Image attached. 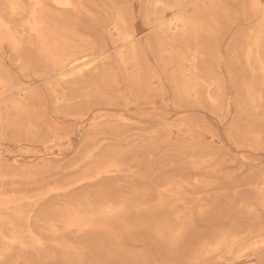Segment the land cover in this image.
I'll use <instances>...</instances> for the list:
<instances>
[{"label":"rangeland","instance_id":"374dc122","mask_svg":"<svg viewBox=\"0 0 264 264\" xmlns=\"http://www.w3.org/2000/svg\"><path fill=\"white\" fill-rule=\"evenodd\" d=\"M200 9L173 44L165 0H1L0 264H264V0Z\"/></svg>","mask_w":264,"mask_h":264},{"label":"bare ground","instance_id":"6f19581e","mask_svg":"<svg viewBox=\"0 0 264 264\" xmlns=\"http://www.w3.org/2000/svg\"><path fill=\"white\" fill-rule=\"evenodd\" d=\"M67 1H69V0H67ZM156 1V0H155ZM161 0H157V2H160ZM166 2H167V5L169 6V8L171 9V12L170 13H174L175 11H177L178 12V15H176V17L174 18V20H171V19H169L168 17H167V14H165V13H163L161 16H159V17H157L154 21H153V28H155V31H154V33H155V36L157 37V39L158 40H160V41H162V40H165V41H167V43H173V44H176V43H180L181 41L182 42H185L187 39H188V37H189V33L190 32H192V29H193V27H194V23H195V17L197 16V15H200L201 13H202V9H200V8H210L211 6H213L215 3H216V1L217 0H212L211 1V4H205V1L204 0H202V2H201V0H165ZM210 1V0H209ZM33 2V1H32ZM43 2H44V0H43ZM163 2V1H162ZM202 4H201V3ZM254 2H255V0H254ZM257 2V1H256ZM58 3V2H57ZM60 3V2H59ZM79 3V2H78ZM77 3V4H78ZM155 3V2H154ZM204 3V4H203ZM258 3V2H257ZM259 3H260V1H259ZM35 4V3H34ZM38 4V3H37ZM61 4V3H60ZM220 4V3H219ZM261 4V3H260ZM42 5V4H41ZM44 5V4H43ZM63 5V4H62ZM65 5V4H64ZM66 5H71V3H67L66 2ZM76 5V4H75ZM163 5V4H162ZM164 5H165V3H164ZM163 5V6H164ZM0 6H1V0H0ZM45 6V5H44ZM123 6V5H122ZM153 6V5H152ZM217 6V5H216ZM17 7V6H16ZM259 7V6H258ZM38 8H39V6H38ZM44 8V7H43ZM49 8V7H48ZM17 9H19V8H17ZM42 9V8H41ZM45 9V8H44ZM43 9V10H44ZM74 9V8H73ZM75 9L77 10L78 8H76L75 7ZM259 9V8H258ZM262 9V8H261ZM29 10V9H28ZM47 10V9H46ZM53 10V9H52ZM52 10H50V11H52ZM189 10H191L190 11V13H186V12H188ZM30 11H32V10H30ZM33 11H35L34 9H33ZM49 11V12H50ZM56 11H58V10H56ZM204 11V10H203ZM211 11V10H210ZM209 11V12H210ZM39 12V11H38ZM168 12V11H167ZM256 12H258V11H256ZM13 13V12H12ZM28 13V12H27ZM32 13V12H31ZM56 13H58V12H56ZM56 13H55V15H56ZM260 13V12H259ZM259 13H258V15H259ZM262 13V12H261ZM16 14V13H15ZM38 14V13H37ZM41 14H42V12H41ZM45 14V11H44V13H43V15ZM49 14V13H48ZM254 14V13H253ZM204 15V14H203ZM212 15H213V13H212ZM262 15V14H261ZM20 16V15H19ZM29 16V15H28ZM35 16V15H34ZM36 16H38V15H36ZM35 16V17H36ZM46 16V15H45ZM44 16V17H45ZM53 16V15H52ZM60 16H62V15H60ZM207 16V15H206ZM41 17H43V16H41ZM214 17H215V15H214ZM256 17V16H255ZM1 15H0V22L2 21L1 20ZM20 18V17H19ZM34 18V17H33ZM46 18L47 17H45V20H46ZM121 18V17H120ZM199 18H200V16H199ZM254 18V17H253ZM260 18V17H259ZM13 19V18H12ZM67 19H68V17H67ZM173 19V18H172ZM25 20V19H24ZM23 20V21H24ZM35 20H36V18H35ZM201 20H203L202 18H201ZM200 20V21H201ZM205 20V19H204ZM214 20V19H213ZM27 21V20H26ZM41 21V20H40ZM53 21V20H52ZM65 21H67V20H65ZM71 21V20H70ZM30 22H32V21H30ZM39 22V21H38ZM49 22V21H48ZM72 22V21H71ZM130 22V21H129ZM53 23V22H52ZM56 23V22H55ZM115 23V22H114ZM113 23V24H114ZM205 23H207V22H205ZM263 23V22H262ZM4 24V23H3ZM25 24V23H24ZM48 24V23H47ZM45 25V24H44ZM57 25V24H56ZM65 25V24H64ZM261 25V24H260ZM5 26V25H4ZM28 26V25H27ZM33 25H31V27H32ZM36 26V25H35ZM37 26H38V24H37ZM46 26V25H45ZM45 26H43V27H45ZM52 26H54V25H52ZM144 26V25H143ZM212 26V25H211ZM211 26H209V27H211ZM263 26V24L261 25V27ZM34 27V26H33ZM62 27V26H61ZM70 27V26H69ZM196 27H197V24H196ZM260 26H259V28H261ZM34 28H36L37 29V27H34ZM49 28V27H48ZM47 28V30H43L42 29V27H41V29L42 30H40V33H41V36H40V38H41V42H43V44H44V46H45V54H46V56L49 58V59H51V62H53V66H54V68H55V70L56 71H58V73L60 74V75H71V74H77V75H80L81 76V73L83 72V70H84V66L83 65H86L85 67H87L88 65H89V61H87V60H85V57H86V55L84 54V53H82V52H74V51H72V48H69V46L67 45V42H66V40H65V38L60 34V33H54V34H49L50 32V30ZM198 28V27H197ZM33 29V28H32ZM52 29V28H51ZM54 29V28H53ZM58 30V29H57ZM56 30V31H57ZM153 30V29H152ZM52 31V30H51ZM58 31H60V30H58ZM209 31V30H208ZM214 31V30H213ZM263 31V30H262ZM14 32V31H13ZM34 32V31H33ZM37 32V31H36ZM61 32H62V30H61ZM117 32V31H116ZM115 32V33H116ZM207 32V31H206ZM40 33H38V34H40ZM53 33V32H52ZM118 33V32H117ZM136 33V32H135ZM220 32H218V34H219ZM73 34V33H72ZM196 34V33H195ZM202 34V33H201ZM232 34V33H231ZM249 34V33H248ZM16 35V34H15ZM75 35V34H74ZM73 35V36H74ZM234 35V34H233ZM72 37V36H71ZM209 37H211V36H209ZM237 37V36H236ZM257 37V36H256ZM75 38H76V36H75ZM128 38V37H127ZM212 38V37H211ZM242 38V37H241ZM15 39V38H14ZM70 39V38H69ZM146 39V38H145ZM213 39V38H212ZM251 39V38H250ZM72 40V39H71ZM188 40H190V39H188ZM68 41V40H67ZM74 40H72V42H73ZM192 41V40H191ZM190 41V42H191ZM246 41V40H245ZM260 41V40H259ZM258 41V42H259ZM193 42V41H192ZM196 42V41H195ZM247 42V41H246ZM117 43H118V41H117ZM133 43H134V41H133ZM248 43V42H247ZM246 43V44H247ZM68 44H70V43H68ZM71 45V44H70ZM72 45H73V43H72ZM123 45V44H122ZM179 45V44H178ZM185 45H186V43H185ZM230 45V44H229ZM251 45V44H250ZM87 46V45H86ZM89 46V45H88ZM176 46V45H175ZM211 46V45H210ZM247 46V45H246ZM74 47V46H73ZM93 47V46H92ZM173 47V46H172ZM187 47H189L188 45H187ZM186 47V48H187ZM199 47V46H198ZM249 47V46H248ZM90 48V47H89ZM136 47L134 46V45H132V43H131V45L130 46H128L127 47V50H126V58L127 57H130V56H132V55H134L135 54V52H136V49H135ZM161 48V47H160ZM185 48V47H184ZM246 48V47H245ZM17 49V48H16ZM103 49V48H102ZM190 49H191V47H190ZM189 49V50H190ZM196 49V48H195ZM230 49H231V47H230ZM249 49V48H248ZM172 50V49H171ZM217 50V49H216ZM247 50V49H246ZM161 51H162V49H161ZM194 51H197V50H194ZM194 51H193V53H194ZM101 52V51H100ZM144 52V51H143ZM187 52V51H186ZM198 52V51H197ZM205 52V51H204ZM189 53H190V51H189ZM208 53V52H207ZM206 52H205V55L207 54ZM244 53V52H243ZM254 53V52H253ZM167 54V53H166ZM169 54H171V53H169ZM185 54V53H184ZM194 54H196V53H194ZM203 54V53H202ZM201 54V55H202ZM246 54V53H245ZM249 54H250V52H249ZM92 55V54H91ZM124 55V54H123ZM137 55V54H136ZM135 55V56H136ZM162 55H164V53L162 54ZM196 56V55H195ZM256 56V55H255ZM156 57H157V55H156ZM163 57V56H162ZM171 57H173V56H171ZM159 58V57H158ZM188 58H191V57H188ZM196 58V57H195ZM135 59V58H134ZM174 59H176V58H174ZM96 60V59H95ZM248 60V59H247ZM127 61V60H126ZM170 61V60H169ZM175 61H177V60H175ZM194 61V60H193ZM192 61V62H193ZM137 62V61H136ZM168 62V61H167ZM178 62V61H177ZM191 62V63H192ZM204 62V61H203ZM249 62V61H248ZM255 62V61H254ZM96 63V62H95ZM172 63V62H171ZM195 63V62H194ZM193 63V64H194ZM102 64V63H101ZM129 64V63H128ZM178 64V63H177ZM253 64V63H252ZM130 65V64H129ZM134 65H135V63H134ZM187 65H188V63H187ZM189 65H191V64H189ZM195 65V64H194ZM193 65V66H194ZM167 66V65H166ZM175 68H176V66H174ZM178 67V66H177ZM184 67V66H183ZM194 68V67H193ZM136 69V68H135ZM183 69V68H182ZM196 69V68H195ZM86 70V69H85ZM125 71V70H124ZM135 71H138V72H140V70L138 69V70H135ZM155 71V70H154ZM194 71V70H193ZM197 71V70H196ZM137 72V73H138ZM184 72V71H183ZM146 73H148V72H146ZM153 73V72H152ZM174 73V72H173ZM201 73V72H200ZM136 74V73H135ZM140 74H141V72H140ZM158 75H160V74H158ZM184 75V74H183ZM137 76V75H136ZM188 76H190V75H188ZM155 77V76H154ZM182 77V76H181ZM128 78H129V76H128ZM136 78H141V77H136ZM146 78V77H145ZM153 78V77H152ZM157 78V77H156ZM174 78V77H173ZM86 79V78H85ZM185 80H187L188 82L191 80V78H187L186 79V77L184 78ZM196 79V78H195ZM127 80V79H126ZM193 80V79H192ZM197 80V79H196ZM201 80V79H200ZM211 80V79H210ZM252 80V79H251ZM104 81V80H103ZM142 81V80H141ZM157 81V80H156ZM173 81V80H172ZM174 81H175V78H174ZM205 81V80H204ZM143 82V81H142ZM142 82H141V84H142ZM161 82V81H160ZM181 82V81H180ZM184 82H186V81H183V83ZM187 82V83H188ZM249 82H252V81H249ZM84 83V82H83ZM145 83V82H144ZM147 83V82H146ZM145 83V86L148 84H146ZM189 83H194L193 81L192 82H189ZM198 83V82H197ZM196 83V84H197ZM104 84V83H103ZM199 84V83H198ZM205 84V83H204ZM80 86H81V84H79ZM86 85V84H85ZM84 85V86H85ZM97 85H98V83H97ZM152 85H154V84H152ZM174 85H176V83L174 84ZM187 85V84H186ZM194 85V84H193ZM206 85V84H205ZM248 85V84H247ZM137 86H138V84H137ZM185 86V85H184ZM188 87L190 86V85H187ZM83 87V86H82ZM157 87V86H156ZM155 87V88H156ZM161 87V86H160ZM159 87V88H160ZM175 87V86H174ZM193 87V86H192ZM163 89H165V86H163L162 87ZM200 88H201V86H200ZM202 88H204V87H202ZM209 88V87H208ZM250 88H252V87H250ZM139 89V88H138ZM141 89V88H140ZM178 89V88H177ZM212 89V88H211ZM220 89V88H219ZM218 89V90H219ZM176 90V89H175ZM182 90V89H181ZM192 90V89H191ZM139 91V90H138ZM149 92H152V91H150V90H148ZM200 91V90H199ZM205 91H206V89H205ZM214 91V90H213ZM212 92V91H211ZM132 94H133V92H132ZM139 94H140V92H139ZM165 94H166V92H165ZM141 95V94H140ZM144 95H146L145 94V92H144ZM143 95V96H144ZM147 95H148V92H147ZM150 95V94H149ZM155 95H157V94H155ZM223 95V94H222ZM154 96V95H153ZM197 96V95H196ZM207 96V95H206ZM225 96V95H224ZM252 96V95H251ZM137 97H138V95H137ZM182 97V96H181ZM190 97V96H189ZM222 97V96H221ZM141 98V97H140ZM147 98V97H146ZM198 98V97H197ZM196 98V99H197ZM214 98V97H213ZM148 99V98H147ZM191 99V98H190ZM206 99V98H205ZM167 100V99H166ZM236 100V99H235ZM224 101V100H223ZM164 113V112H163ZM166 114V113H165ZM158 117H159V115H158ZM157 118V117H156ZM187 125H189V124H187ZM176 128V127H175ZM189 133V132H188ZM214 135V134H213ZM236 150V149H235ZM47 167V166H46ZM105 172V171H104ZM136 174V173H135ZM166 190V189H165ZM166 192V191H165ZM163 193H164V191H163ZM81 218V217H80ZM82 222V221H81ZM80 222V223H81ZM79 224V223H78ZM235 225V224H234ZM85 226V225H84ZM237 226V225H236ZM86 227V226H85ZM240 228V227H239ZM242 228V227H241ZM240 230V229H239ZM235 231H236V229H235ZM254 231V230H253ZM239 232V231H238ZM244 244V243H243ZM243 246V245H242ZM22 249V248H21ZM213 252V251H212ZM219 252V251H218ZM210 255V254H209ZM208 264V263H207Z\"/></svg>","mask_w":264,"mask_h":264}]
</instances>
